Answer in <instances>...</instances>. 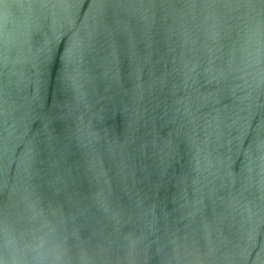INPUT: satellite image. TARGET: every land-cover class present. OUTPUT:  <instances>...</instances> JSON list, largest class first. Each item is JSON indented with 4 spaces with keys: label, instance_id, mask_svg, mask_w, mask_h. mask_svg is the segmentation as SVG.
Segmentation results:
<instances>
[{
    "label": "water",
    "instance_id": "water-1",
    "mask_svg": "<svg viewBox=\"0 0 264 264\" xmlns=\"http://www.w3.org/2000/svg\"><path fill=\"white\" fill-rule=\"evenodd\" d=\"M0 264H264V0H0Z\"/></svg>",
    "mask_w": 264,
    "mask_h": 264
}]
</instances>
